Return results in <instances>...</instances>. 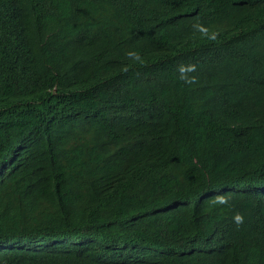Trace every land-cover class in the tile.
<instances>
[{"label": "trees", "instance_id": "obj_1", "mask_svg": "<svg viewBox=\"0 0 264 264\" xmlns=\"http://www.w3.org/2000/svg\"><path fill=\"white\" fill-rule=\"evenodd\" d=\"M0 264H264V0H0Z\"/></svg>", "mask_w": 264, "mask_h": 264}]
</instances>
